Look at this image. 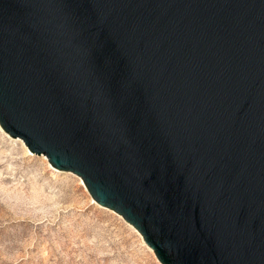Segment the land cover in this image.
Listing matches in <instances>:
<instances>
[{"label": "water", "instance_id": "obj_1", "mask_svg": "<svg viewBox=\"0 0 264 264\" xmlns=\"http://www.w3.org/2000/svg\"><path fill=\"white\" fill-rule=\"evenodd\" d=\"M0 127L160 264H264V0H0Z\"/></svg>", "mask_w": 264, "mask_h": 264}, {"label": "rangeland", "instance_id": "obj_2", "mask_svg": "<svg viewBox=\"0 0 264 264\" xmlns=\"http://www.w3.org/2000/svg\"><path fill=\"white\" fill-rule=\"evenodd\" d=\"M12 139L0 130V264H160L78 176L54 173Z\"/></svg>", "mask_w": 264, "mask_h": 264}, {"label": "bare ground", "instance_id": "obj_3", "mask_svg": "<svg viewBox=\"0 0 264 264\" xmlns=\"http://www.w3.org/2000/svg\"><path fill=\"white\" fill-rule=\"evenodd\" d=\"M0 130L5 134V132L1 129V127H0ZM7 135V134H6ZM8 136V135H7ZM12 140H18L19 142H20V144H21V146H22V148H23V152H24V156H33V154L29 151V149L25 146V144L23 143V141L21 140V139H15V138H13ZM36 155V154H35ZM37 156H39L40 158H42L43 160H45L46 161V163H47V165L53 170V172L54 173H59V174H69V172H63V171H59V170H56V169H54L53 167H51L50 166V164L48 163V161H47V158L44 156V155H37ZM70 174H72L71 172H70ZM79 183L81 184V185H83V182H82V180L79 178ZM84 186V185H83ZM90 199V202L91 203H94V201L92 200V198H89ZM95 204V203H94ZM97 205V204H96ZM97 206H99V205H97ZM99 207H101V206H99ZM101 208H104V207H101ZM107 209V208H106ZM110 211H112V210H110ZM115 213V212H114ZM118 215V214H117ZM120 217V216H119ZM128 224V223H127ZM130 225V224H129Z\"/></svg>", "mask_w": 264, "mask_h": 264}]
</instances>
